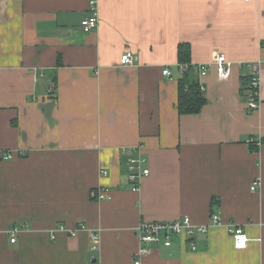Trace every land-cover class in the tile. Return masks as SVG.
<instances>
[{
	"label": "crops",
	"instance_id": "crops-1",
	"mask_svg": "<svg viewBox=\"0 0 264 264\" xmlns=\"http://www.w3.org/2000/svg\"><path fill=\"white\" fill-rule=\"evenodd\" d=\"M90 1L0 0V146L14 154L0 160V264H132L141 221L185 216L208 226L195 251L172 237L141 264H264V0H94L98 25L84 33ZM181 44L191 65L224 54L230 77L180 71ZM180 81L198 85V114L179 115ZM134 148L150 172L138 191ZM213 213L243 228L244 249Z\"/></svg>",
	"mask_w": 264,
	"mask_h": 264
},
{
	"label": "built area",
	"instance_id": "built-area-1",
	"mask_svg": "<svg viewBox=\"0 0 264 264\" xmlns=\"http://www.w3.org/2000/svg\"><path fill=\"white\" fill-rule=\"evenodd\" d=\"M251 1V0H246ZM90 15L80 22L81 30L84 33H89L93 31L98 25V16L96 11V3L94 0L89 2ZM121 64L122 65H131L133 62L132 55L130 53H126L121 56ZM260 63L250 64V76L247 78L246 85V94L248 99L247 109L249 111H254L258 108V102L256 101L258 98V70ZM213 68L216 76L219 80H227L233 68V63L229 61L224 54H217L214 56L213 60L207 64H179V69L183 73L188 71L196 72L200 77L206 76L209 69ZM162 75L171 79V73L169 70L165 69L162 71ZM248 145H252L255 148H258L261 145L260 139L249 138L246 142ZM130 153V157L127 161L128 167V182L132 186L133 191L139 190V184L142 178L147 177L149 175V170L143 168L142 165L145 163V159L143 158L141 152L138 148H134L132 150H128ZM14 158V154L8 151H4L0 146V160L8 161ZM256 183L254 182L251 186V190L256 189ZM107 191H101L97 194L98 200L104 199L106 197ZM210 223L213 226H225L228 234L232 238L233 247L236 250L244 249L247 243L250 241L245 231L241 226H238L234 223L224 224L220 213H213L210 217ZM85 228L84 224H79V227L72 230H65L64 227L60 226L59 230L65 231L69 236L74 237L79 230H83ZM208 226H197L191 223L190 218L182 217L177 220L171 221H161V222H153V221H141L138 226V234H139V242L141 247L135 253L132 264H141V260L144 257H147L152 254L153 248L151 245L153 244H161L164 247H169L172 244V237H179L187 242L190 247V251H195V243L193 241V237L196 234H205L207 232ZM18 229L17 227L12 228L10 230L11 233V243H14V236L16 235ZM97 235H93L91 237L92 246L90 250L94 252L97 250Z\"/></svg>",
	"mask_w": 264,
	"mask_h": 264
},
{
	"label": "trees",
	"instance_id": "trees-1",
	"mask_svg": "<svg viewBox=\"0 0 264 264\" xmlns=\"http://www.w3.org/2000/svg\"><path fill=\"white\" fill-rule=\"evenodd\" d=\"M178 59L181 62L180 64H188L186 61L187 59H189V49L187 45L181 44L178 47ZM188 72H192V71H188ZM245 90L247 89L245 88ZM204 104H205L204 96L201 94L197 84L186 85L183 84V82L181 81L179 82L178 96H177V111L179 115L198 114L201 111ZM248 146L252 151L255 150L254 146L252 145H248Z\"/></svg>",
	"mask_w": 264,
	"mask_h": 264
}]
</instances>
